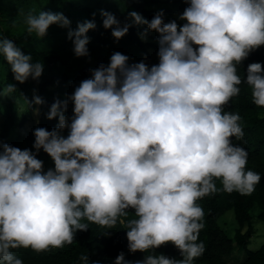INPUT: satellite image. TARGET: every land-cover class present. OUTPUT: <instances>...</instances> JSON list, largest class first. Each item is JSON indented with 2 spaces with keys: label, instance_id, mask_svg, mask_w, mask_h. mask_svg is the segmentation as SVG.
Here are the masks:
<instances>
[{
  "label": "clouds",
  "instance_id": "9594fccd",
  "mask_svg": "<svg viewBox=\"0 0 264 264\" xmlns=\"http://www.w3.org/2000/svg\"><path fill=\"white\" fill-rule=\"evenodd\" d=\"M185 2L182 26L165 23L162 11L150 21L131 11L123 23L101 11L103 27L117 40L128 32L129 18L146 25L141 38L155 31L159 63L129 64L128 56L113 53L107 66L91 70L70 96L52 103L47 119L58 123L51 131L34 129L35 151L0 143V264H24L13 249L63 248L89 223L114 228L130 209L135 218L121 221L129 252L153 253L171 243L180 259L149 254L127 261L120 252L114 264H194L205 251L198 242L204 211L197 201L220 190L215 180L227 193L255 191L261 176L247 169L248 152L232 142L244 137L241 116L225 105L245 83L252 102L264 107L261 63L249 64L243 80L237 73L264 46V0ZM24 24L42 38L50 25L68 28L70 21L62 13L29 11ZM95 27L85 20L69 29L76 57L89 55L86 33ZM0 56L21 84L42 74V62L33 63L2 34ZM16 91L8 83L0 98ZM31 103L44 101L34 96ZM41 149L54 164L47 171L37 159ZM79 259L88 264L87 255Z\"/></svg>",
  "mask_w": 264,
  "mask_h": 264
},
{
  "label": "trees",
  "instance_id": "16d2710c",
  "mask_svg": "<svg viewBox=\"0 0 264 264\" xmlns=\"http://www.w3.org/2000/svg\"><path fill=\"white\" fill-rule=\"evenodd\" d=\"M153 5L158 6L157 12L162 11L165 15L176 13L178 16L188 6L185 0H0L2 11L16 14V17L5 19L6 24L9 20L16 19L17 23L25 25V15L29 11L34 14H38L40 11L62 13L70 21L69 27L61 28L53 24L49 28L64 34L63 41L72 47V41L67 38L69 29L75 30L77 24L85 20H93L96 25L94 29L86 33L89 37L87 44L89 55L85 56L88 59L87 63L75 70L71 69L64 60L61 61L60 52L57 50L49 47L37 49L36 43L42 41L43 37L37 38L34 33L28 34L26 25L20 32L0 30V34L13 40L24 54H30L33 63L42 60L51 61L50 65H43L42 74L37 80L30 77L21 84L13 79L10 66L0 56V87L11 83L17 90L12 96L2 100L5 110H0V143L18 147L21 150L35 151L33 148L34 129L43 127L51 131L58 122V118L47 119V113L52 103L57 99L65 100L70 91L78 87L82 80L91 78V70L96 69L100 64L107 66L113 53L120 52L128 56L129 64L143 61L151 67L153 59L147 49L152 46L140 41L135 28L128 21L131 25L128 32L119 40L115 39L111 35L112 29L103 27L104 17L101 15V11L113 14L123 23L129 9L136 11L145 19H152L156 14L150 8ZM93 14L95 15L93 16ZM254 62L261 63L264 67V46L252 51L237 66V73L242 80L246 77L247 66ZM239 87V95L231 98L228 105H225V111L238 113L241 116L240 124L244 131L242 140L233 137L232 142L248 152L246 167L248 170L259 173L261 180L251 195H241L237 192L227 193L222 190L220 180H215L216 187L220 190L197 201L204 211L202 221L204 228L199 233L198 242H203L205 251L194 260V264H264V236L257 249H248L245 246V239L249 235L247 230L243 234L236 233L231 241L217 224V217L223 212H229L235 224L241 228L248 223L249 209L254 206L259 210L257 218L264 229V107H258L252 102L251 89L247 84L242 83ZM34 96H39L44 103L40 105L31 103ZM17 99H27L30 106L20 119L14 138L10 139L9 129L13 124L14 115L11 107ZM35 105L38 111L37 121L30 130H25L21 124L25 119L31 120V113ZM65 115L69 117L72 115L71 102L67 106ZM44 154L46 153L41 149L37 153V159ZM131 218L135 217L134 210L130 209L128 216L121 217L114 228L107 229L89 223L87 231L78 230L73 242L66 244L63 248H50L42 252H35L30 248H18L12 251L24 264H83L79 259L81 255L88 256V264H96V262L114 264L115 257L120 252L124 253L127 261L142 260L149 254H164L180 259L178 250L171 243L156 248L153 253L129 252L126 238L127 229L124 227V223ZM83 222L88 223L87 221ZM104 232H109L110 235L106 236L103 234ZM232 245L237 246L244 253L243 259L238 263H226L224 260L231 253Z\"/></svg>",
  "mask_w": 264,
  "mask_h": 264
},
{
  "label": "rangeland",
  "instance_id": "374dc122",
  "mask_svg": "<svg viewBox=\"0 0 264 264\" xmlns=\"http://www.w3.org/2000/svg\"><path fill=\"white\" fill-rule=\"evenodd\" d=\"M160 1H166V0H160ZM157 7L158 6L156 5L150 6L152 12L154 11L155 13H157ZM131 11L132 10L130 9L128 10V12H131ZM15 15L16 14H14L13 12H5L0 9V30L1 31L8 30L12 32H20L23 30L25 25L17 23L16 19L9 20L7 24L5 23L4 21L5 19H9L13 16L16 17ZM178 17L179 16L176 13L172 15L163 14L165 23L175 20L178 25L182 26L185 23V21L180 20ZM147 20L150 21L151 19H147ZM127 21L135 28L136 35L140 39V41H142L143 44H149L152 46V47H148L147 51L149 52L151 58L153 59V60L151 59L153 61L152 64L153 65L158 64L159 63V58L157 56L158 34L155 31H147L146 36L144 38H141V33L146 31V25H135L132 23L130 18ZM5 27H8V28H5ZM63 35L64 34H61L59 31H54L53 29L48 28L47 34L43 37V40L36 43V48L39 49L40 47H49V48L55 49L58 52H60L61 61L63 62L64 60V62H67L68 66L71 69L75 70V69L82 67L83 65L87 63L88 59H86L85 57H76L73 52V47L69 43H65L63 41ZM40 62H42L43 65L51 64V61L47 62L46 60H42ZM73 91L74 89L70 91L69 96L73 93ZM5 98L6 97L0 98V110L3 109L2 100ZM24 100L27 101V99H17L12 104L11 109L13 110L14 115H13V124L11 125L9 129L10 139L14 138L17 128H18L17 126L19 124V121L23 117V114L29 108V106H27ZM3 110H5V108ZM37 118H38V111H37V106L35 105L34 110L31 113V120L25 119L22 122L21 126L25 130H30L35 125ZM0 121H1V114H0ZM62 134L64 136H67V130H65L64 133ZM39 159L43 161V168L45 171H47L49 168L54 167L53 161L47 154L41 155ZM258 212L259 210L256 207L253 206L252 208H250L248 212V216H249L248 223L244 224L241 228H239L235 224L229 212H223L220 216H218L217 224L224 231V233L227 235V237L231 241L236 233L243 234V232L247 230L249 235L247 239H245V246H247L248 249L255 250L260 246L263 236H264V229H263L262 223L257 218ZM232 246H233V249L231 253L227 257L224 258L226 263H238L244 257V253L241 249H239L237 246H234V245Z\"/></svg>",
  "mask_w": 264,
  "mask_h": 264
},
{
  "label": "crops",
  "instance_id": "0c3cea01",
  "mask_svg": "<svg viewBox=\"0 0 264 264\" xmlns=\"http://www.w3.org/2000/svg\"><path fill=\"white\" fill-rule=\"evenodd\" d=\"M148 52V51H147ZM149 53V52H148ZM150 55V54H149Z\"/></svg>",
  "mask_w": 264,
  "mask_h": 264
}]
</instances>
